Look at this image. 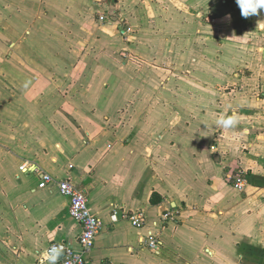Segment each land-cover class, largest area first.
<instances>
[{"label":"crops","instance_id":"crops-1","mask_svg":"<svg viewBox=\"0 0 264 264\" xmlns=\"http://www.w3.org/2000/svg\"><path fill=\"white\" fill-rule=\"evenodd\" d=\"M192 6L0 0V264H56L53 243L80 247L69 198L40 188L37 168L86 191L102 219L89 264H264V87L234 74L248 42L204 33L206 21L189 30ZM112 8L131 40L99 20ZM258 54L244 67L264 74ZM233 111L235 128L215 126ZM115 207L144 225L113 221Z\"/></svg>","mask_w":264,"mask_h":264},{"label":"built area","instance_id":"built-area-1","mask_svg":"<svg viewBox=\"0 0 264 264\" xmlns=\"http://www.w3.org/2000/svg\"><path fill=\"white\" fill-rule=\"evenodd\" d=\"M110 14H113V16L110 17ZM98 18L102 22L114 20L120 28L121 34L125 38H128L127 36L133 32L132 27L126 22L125 17H123L121 13L118 14V12L114 14L111 9H106V11L101 13ZM27 169V163L20 166L21 171H26ZM36 171L40 173L41 176L39 181L40 188L55 185L63 196L69 198V213L71 217L78 221L82 226V232L79 237L80 247L78 249L64 243H53L46 252L47 257L55 261L56 264H89L87 252L95 245L96 236L103 226L102 219L90 207L89 197L86 191L79 188L73 181L70 179L58 180L50 173L38 168ZM232 179L238 190L243 191L245 189L247 179L242 173L236 174ZM120 216L128 218L136 227L143 226L145 222L143 212L127 213L122 211L119 207H115L112 212V220L117 221ZM144 241L151 249L159 251L161 241L156 234L150 233ZM62 251H65L66 254L65 257L59 260L58 256ZM37 264H45V257L42 256Z\"/></svg>","mask_w":264,"mask_h":264},{"label":"rangeland","instance_id":"rangeland-1","mask_svg":"<svg viewBox=\"0 0 264 264\" xmlns=\"http://www.w3.org/2000/svg\"><path fill=\"white\" fill-rule=\"evenodd\" d=\"M190 1L193 3L192 6L193 9H181L183 12L189 14L190 19L192 20L197 19V22H193L192 24V26L194 27H189V30H191V32L196 31L198 28L197 23L198 22L202 23L203 21L204 22L206 21V23H209L210 26L206 27L207 31L205 30L204 33L212 34V32H216V33L220 32V33H224V36H221L224 41H225L224 37H226L225 35L227 34V36L230 35L232 39L239 40L242 42L243 41L248 42L249 43L248 46L241 42H238L239 44L236 43L237 47L234 48V53H236V57H235L236 62L239 64L236 70L234 71V74L235 76L238 75V77L241 78L244 77V79L249 78L251 79L249 82H252L254 84L255 83L260 84L258 91H260V89H263L264 74L253 73L254 72L253 70L252 72H250L248 69H245L244 66L246 65L247 61L249 62L254 61V59H252V56H255V53L259 55L258 54L259 50L262 47L264 48V10H260L257 15H252L247 18H244L240 14V9L236 4V0H190ZM226 2H228L229 4L231 3V5L230 6L227 5ZM112 10L114 14H116L117 12L118 14H120L122 12L119 10H115L113 8ZM195 12L197 14L196 17L194 16ZM111 16H113V14H110V17ZM218 17L220 18V20H218L217 22L216 18ZM230 23L231 24L239 23V25L234 29L233 25H231V27L229 26ZM132 30H134L133 27ZM200 30L201 29H199L197 33H199ZM134 33L135 31L131 32V34L128 35L127 37L130 38L131 40L132 35ZM206 45L210 46V43L206 42L204 46ZM254 48H257L258 51L255 52ZM249 54L251 55V57L248 56Z\"/></svg>","mask_w":264,"mask_h":264},{"label":"clouds","instance_id":"clouds-1","mask_svg":"<svg viewBox=\"0 0 264 264\" xmlns=\"http://www.w3.org/2000/svg\"><path fill=\"white\" fill-rule=\"evenodd\" d=\"M242 17L257 15L264 10V0H236ZM239 124V117L235 111L231 115L221 114L215 121V126L223 129H232Z\"/></svg>","mask_w":264,"mask_h":264},{"label":"water","instance_id":"water-1","mask_svg":"<svg viewBox=\"0 0 264 264\" xmlns=\"http://www.w3.org/2000/svg\"><path fill=\"white\" fill-rule=\"evenodd\" d=\"M65 254H66V252H65V251H62V252L60 253V258L65 257Z\"/></svg>","mask_w":264,"mask_h":264}]
</instances>
